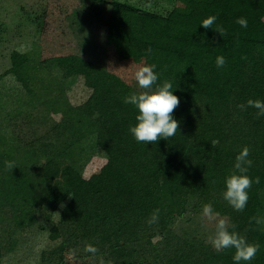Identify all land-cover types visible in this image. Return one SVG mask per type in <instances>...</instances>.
<instances>
[{"label": "trees", "instance_id": "16d2710c", "mask_svg": "<svg viewBox=\"0 0 264 264\" xmlns=\"http://www.w3.org/2000/svg\"><path fill=\"white\" fill-rule=\"evenodd\" d=\"M176 1L179 4L166 14L111 1L110 30L160 21L161 26L183 29L185 41L198 44V54L217 53L224 45L228 52L231 45L250 48L243 53L236 46L240 53L220 54L229 60L220 68L211 55L190 57L183 91L228 87L227 92L180 101L173 112L179 129L167 140L144 144L133 137L130 128L137 123L138 110L124 98L138 91L120 71L106 65V50L103 55L82 53L73 39L51 36L48 42H56L57 49L47 52L40 46L34 63L29 57L24 61L19 50L12 51L11 65L3 75L17 81L22 97L17 95L15 105L6 110L0 92V222L6 218L22 228L36 222L39 207L49 208L44 214L47 220L58 210L59 222L51 225L49 237H62L61 250L68 239L98 249L85 255L99 261L84 264H235V249L217 253L209 243L215 223L203 218L202 209L210 203L220 218L237 225V233L260 245L252 261L240 264H264V224L250 223L252 217L264 218V116L257 117L255 108L238 107L249 99L264 102V0ZM209 16L217 19L212 29H205L200 24ZM241 17L247 20L246 28L236 22ZM218 26L226 35L215 32ZM115 54L121 60L132 56L144 61L184 55L134 35L116 47ZM78 77L90 92L81 104L73 105L66 94ZM39 125L44 127L41 133ZM37 144L43 150L56 147L54 153L64 156L66 164L60 165L55 157L28 164L31 147ZM174 146L196 157L185 169V182L168 184L158 170ZM244 147L250 149L253 161L247 175L253 180L259 177L260 183L253 182L246 207L237 212L223 199V192ZM96 156L105 162L82 180L83 169ZM9 162L15 165L12 170ZM57 183L62 191L56 189ZM156 209L158 223L149 225ZM183 215L187 216L177 228L176 240L161 246L153 243L155 237L175 232ZM1 258L0 249V264Z\"/></svg>", "mask_w": 264, "mask_h": 264}, {"label": "rangeland", "instance_id": "374dc122", "mask_svg": "<svg viewBox=\"0 0 264 264\" xmlns=\"http://www.w3.org/2000/svg\"><path fill=\"white\" fill-rule=\"evenodd\" d=\"M111 1L126 2L144 11L159 14H166L167 11L179 4L176 0H0V75L2 76L0 92L2 98L6 99V110L15 105L17 95L22 97L17 81L10 74L3 75L11 65L10 55L12 51L19 50L24 61L29 57L31 58L30 63H34L39 58L40 46L45 47L47 52L57 49L56 42L55 44L53 41L48 42L51 36L57 39L61 36L73 39L77 45L76 49L82 53L94 55L102 53L101 55H103L106 50V65L112 66L113 71H120L125 81L138 92L143 90L138 87L134 73L140 66L147 64L155 65L154 71L158 75L151 91H155L165 82H169L173 87V95L177 96L180 101L200 96L226 94L228 87H213L209 92L190 89L183 91V89H187L188 78L186 73L189 69L190 57L198 54L196 53L198 44L186 42L183 29L172 25L161 26L160 21L147 22L137 28L125 25L110 30L107 18L111 11ZM110 31L111 35H109ZM133 35L177 49L178 52L184 54L183 58L177 55H161L152 61L139 60L132 56L121 60L115 54V49ZM236 46L243 53L250 48L244 44ZM236 46L231 45L229 52L228 46L224 45L221 50H216L217 53H213V51V54H209L205 50L198 56L217 58L220 54L224 55L227 52L234 55L233 53L237 51L240 53L239 50H236ZM230 75L234 76L235 71L232 70ZM89 92L83 79L78 77L75 78L66 96L71 104L77 105L87 98ZM43 128V125L38 126L39 133L43 131ZM31 148L26 160L28 164H40L51 157H55L60 165L66 164L64 156L54 153L56 147L43 150L37 144ZM179 149L174 146L173 154L166 159V162L158 170L159 175L164 177L168 184L178 181L185 182V169L195 161V153L183 154ZM104 162L103 157H93L83 169L82 180H86L91 174L98 172ZM56 187L58 191H62L61 183H57ZM172 199L176 200V198ZM44 202L48 203L47 201ZM51 204L54 206V203ZM45 213L49 214V208L39 207L36 213V222L22 228H16L13 221H8L6 218L0 222L1 264H84L99 261V258L85 255L83 244L80 241L68 239L61 250L59 246L62 237L55 240L49 237V228L53 223L59 222L58 210L52 212L48 220L45 218ZM184 216L187 215H183L177 220L175 232L169 231L159 235L153 239V243L161 246L160 243L166 240H176V231L178 232L179 225L184 224ZM193 223L194 220L189 221V225L193 226ZM40 225H43L44 228H41ZM213 226L212 224L211 227ZM205 248L208 249V247ZM101 260L102 258H100Z\"/></svg>", "mask_w": 264, "mask_h": 264}, {"label": "clouds", "instance_id": "9594fccd", "mask_svg": "<svg viewBox=\"0 0 264 264\" xmlns=\"http://www.w3.org/2000/svg\"><path fill=\"white\" fill-rule=\"evenodd\" d=\"M216 19V16H209L201 22L200 26L205 29H212ZM236 22L243 28L247 27L245 18H238ZM215 32L220 36L226 35V31L219 26ZM225 63L223 56H217L216 66L218 68L223 67ZM154 69L155 65L145 64L140 66L134 73V79L143 91L132 92L124 98L126 104H131L138 110L137 123L130 128V132L137 142L144 144H153L159 139L167 140L173 137L179 129V122L173 118V112L178 107L180 100L173 95V87L169 82H165L163 86L151 91L158 79ZM238 107L241 111H245L247 107L255 108L257 117L264 116V102L260 100L249 99L246 104H240ZM249 156L250 149L244 147L235 157V171L225 179L223 199L237 212L243 211L246 207L249 199L248 190L252 187L253 182L260 183L259 177L253 180L247 175L253 164ZM7 167L12 170L15 165L9 162ZM202 216L208 222L215 223V233L209 237V243L217 253L230 248L235 249L232 257L235 264H240L242 261L250 262L256 257L260 245L249 243L245 236L237 233L234 230L237 225L230 224L225 218H220V214L213 210L210 203L203 206ZM158 220L159 209H156L147 220V223L152 225L158 223ZM253 221L257 225L264 224V218H250V223ZM230 228L233 230L230 231ZM84 250L93 254L98 251L92 245H85Z\"/></svg>", "mask_w": 264, "mask_h": 264}]
</instances>
